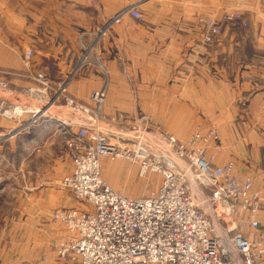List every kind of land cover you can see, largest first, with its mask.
Returning <instances> with one entry per match:
<instances>
[{
	"label": "rangeland",
	"instance_id": "obj_1",
	"mask_svg": "<svg viewBox=\"0 0 264 264\" xmlns=\"http://www.w3.org/2000/svg\"><path fill=\"white\" fill-rule=\"evenodd\" d=\"M116 1L114 4H96L97 0H92L91 5L82 6L83 19L78 22L60 20L53 13L51 18L42 20L40 13L34 15L35 20L26 21L23 19L25 15L16 20L17 29L0 23L3 28L0 43L19 48L22 66V70L17 72L0 69V264H66L58 259L57 247L68 241L69 234L65 225L54 220L53 214L57 209L88 207L63 187L64 178L72 173L73 168L68 146L80 128L107 136L121 151L125 145L137 141L151 155L167 159L184 174L190 195L198 208L206 213L214 234L229 241L241 231L243 215L227 212L226 206L212 202L195 173L191 172L188 162L180 160L179 152L168 141V138L174 137L180 144H185L198 130L218 132L213 127L204 128L205 118H193L198 124L193 126L192 132H188V123L192 118H179L178 132L169 133L155 127L153 117L147 116L140 123L142 119L137 121L135 117L121 113L110 115V109L114 107L108 106L109 94L113 95L111 104L120 105L129 95L146 100L155 93V85L145 83L148 81L140 77L139 80H135L138 77L129 78L133 80H107L103 44L106 37L123 22L112 26L110 21L123 11L127 10L129 14L136 11L142 16V21L127 13L125 18L132 20L129 28L139 29L142 25L149 26L146 18L150 17V13L162 11L160 6H155V0L150 4L135 0L139 2L128 5L117 4ZM168 7L169 4L163 10H168ZM19 8L25 12L26 6L21 4ZM39 10L43 11V7L40 6ZM201 20L198 24L203 29ZM7 23H11L10 20ZM225 24L230 26L226 19ZM248 27L230 26V29L239 31ZM28 51L32 52V58L27 64L24 56ZM119 66L123 65L120 63ZM87 71L98 72L104 80H74ZM40 73L45 74L52 84V91L47 95L38 92L40 85L36 80ZM64 82L69 84L68 88L71 83H79L77 87L84 94L87 93L84 88L88 93L104 90L106 98L102 105L93 103L91 97L89 103L72 98L75 104L71 107L66 105V98H71L68 92L54 101L57 85ZM109 86L115 88L110 91L112 93H108ZM159 87L165 89L168 86L157 85ZM78 105L91 111L88 114L78 113ZM45 110H49L47 117H40L34 122L36 118L33 115ZM15 111L17 118H13ZM220 149L218 151L211 146L206 152L211 156H221L222 142ZM101 168L107 185L127 197H147L157 192L162 184L160 174L150 171L145 177H140L138 165L123 157L113 160L104 157ZM148 186L151 187L148 191L140 193ZM60 197L66 204L59 206Z\"/></svg>",
	"mask_w": 264,
	"mask_h": 264
},
{
	"label": "crops",
	"instance_id": "obj_2",
	"mask_svg": "<svg viewBox=\"0 0 264 264\" xmlns=\"http://www.w3.org/2000/svg\"><path fill=\"white\" fill-rule=\"evenodd\" d=\"M138 2L116 1L123 5ZM142 2L150 4L153 0ZM154 2L162 11L150 13L146 18L149 26L129 28L132 20L125 18L103 44L107 80H133L130 77L139 80L140 77L148 81L145 83L155 85L154 96L142 100L129 95L117 105L111 104L113 95L109 94L108 106L114 107L110 115L121 113L137 121L153 117V125L169 133L178 132L179 118H192L188 132L198 124L193 118H205L204 128H216L220 134L223 152L216 157L217 166L233 162L242 177L253 180V192L261 201V210L256 213L260 226L257 230L248 228L245 234L250 238H264V0ZM92 3V0H0V23L17 29L16 20L24 15L26 21L35 20L34 15L40 13L42 20L51 18L53 13L60 20L78 22L83 19L82 6ZM114 3L115 0L96 2ZM21 4H25V12L19 8ZM40 6L43 11L39 10ZM234 12L244 14L248 29L232 30L225 24L226 15ZM199 19H210L221 25L222 34L214 44L203 43L204 31L198 24ZM73 34L77 36L75 31ZM18 54L17 46L0 43V69L22 70ZM134 69L139 72H133ZM87 73L74 80H104L98 72ZM78 84H70V97L89 103L96 90L88 93L84 88L87 92L84 94ZM157 85L168 87L157 88ZM114 90L109 86L108 93ZM48 111L40 113L41 117L46 118ZM58 200L59 206L66 204L61 197Z\"/></svg>",
	"mask_w": 264,
	"mask_h": 264
},
{
	"label": "built area",
	"instance_id": "obj_3",
	"mask_svg": "<svg viewBox=\"0 0 264 264\" xmlns=\"http://www.w3.org/2000/svg\"><path fill=\"white\" fill-rule=\"evenodd\" d=\"M128 15L142 21L136 12L123 11L110 23L119 24ZM230 26L245 29L248 22L240 12L226 16ZM203 43L211 45L222 34L214 21L202 19ZM3 28L0 25V34ZM32 52L25 53L28 64ZM45 74L37 76L39 93L47 95L52 84ZM2 85V84H1ZM68 83L57 85L55 100L68 94ZM3 86V85H2ZM106 91L93 92L91 100L102 105ZM53 101V100H52ZM75 101L66 98V105ZM78 113L91 110L78 105ZM18 111V110H17ZM17 111L14 117L17 118ZM35 114V113H33ZM96 114V113H95ZM36 118V115H33ZM39 118L33 119L34 122ZM140 123H143V119ZM146 127H149L145 124ZM137 126V125H136ZM80 128L69 143L72 153V173L64 178L63 187L72 196L86 204L85 209H57L54 220L66 226L68 241L57 247V257L66 264H263L264 238H250L248 228L259 229L256 213L261 201L253 192V180L242 177L236 165L230 162L217 166L216 155L206 150L213 146L220 151L221 138L215 130H198L185 144L174 137L169 144L180 154V160L188 162L191 172L201 182L210 200L227 207V212L243 215L240 228L227 241L214 234L206 213L192 199L186 178L180 169L167 159L153 156L139 142L132 141L123 151L107 136L92 134ZM104 157L136 163L139 176L156 172L162 177L157 192L147 197L132 198L112 189L102 177L101 162ZM89 207L91 209H89ZM247 232V231H246Z\"/></svg>",
	"mask_w": 264,
	"mask_h": 264
},
{
	"label": "bare ground",
	"instance_id": "obj_4",
	"mask_svg": "<svg viewBox=\"0 0 264 264\" xmlns=\"http://www.w3.org/2000/svg\"><path fill=\"white\" fill-rule=\"evenodd\" d=\"M37 113V115H36V118H40L42 115L40 114V113H42L41 111H39V112H36Z\"/></svg>",
	"mask_w": 264,
	"mask_h": 264
}]
</instances>
